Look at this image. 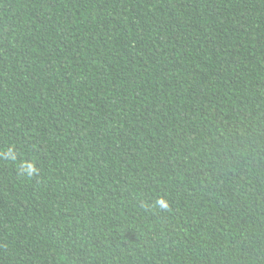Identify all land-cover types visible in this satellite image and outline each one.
Wrapping results in <instances>:
<instances>
[{
  "label": "trees",
  "instance_id": "trees-1",
  "mask_svg": "<svg viewBox=\"0 0 264 264\" xmlns=\"http://www.w3.org/2000/svg\"><path fill=\"white\" fill-rule=\"evenodd\" d=\"M0 264H264V0H0Z\"/></svg>",
  "mask_w": 264,
  "mask_h": 264
}]
</instances>
